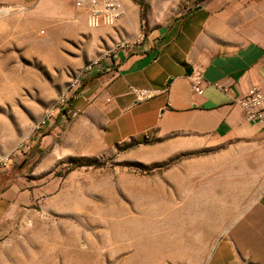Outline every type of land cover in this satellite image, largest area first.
I'll use <instances>...</instances> for the list:
<instances>
[{"label":"rangeland","instance_id":"374dc122","mask_svg":"<svg viewBox=\"0 0 264 264\" xmlns=\"http://www.w3.org/2000/svg\"><path fill=\"white\" fill-rule=\"evenodd\" d=\"M131 1L136 19L124 4L91 30L78 10L71 22L42 0H0V264H206L228 228L216 148L153 159L160 140L90 151L68 138L69 83L150 30L146 0Z\"/></svg>","mask_w":264,"mask_h":264},{"label":"crops","instance_id":"0c3cea01","mask_svg":"<svg viewBox=\"0 0 264 264\" xmlns=\"http://www.w3.org/2000/svg\"><path fill=\"white\" fill-rule=\"evenodd\" d=\"M122 1L136 19L137 7ZM146 2L149 32L85 80L63 117L72 118L68 138L90 151L99 142L111 149L160 140L153 159L216 148L219 199L232 190L236 202L206 264H264V129L234 103L264 86V0ZM42 10L71 22L81 11L88 27L75 0H42ZM195 69L204 74L202 95L192 90ZM132 87L165 93L136 103Z\"/></svg>","mask_w":264,"mask_h":264},{"label":"built area","instance_id":"2783aa9c","mask_svg":"<svg viewBox=\"0 0 264 264\" xmlns=\"http://www.w3.org/2000/svg\"><path fill=\"white\" fill-rule=\"evenodd\" d=\"M75 6L78 9L87 11L88 27L93 30L112 27L127 16V10L120 0H75ZM145 37L146 33L144 32L142 38ZM126 46L128 45L120 44L117 46L116 51L112 53L110 57L114 63H119L117 53ZM104 69L103 59H98L88 64L77 78L66 87L58 101V109L70 105L72 98L78 94L85 80L91 78L95 73H102ZM204 83L203 71L195 69L191 76V86L196 95L203 94ZM216 86L218 87V85ZM220 90L225 93L229 92L225 88H220ZM131 93L135 97L136 103H145L164 94L165 91L132 87ZM234 103L243 109L247 121L264 129V86L253 87L248 94L235 98Z\"/></svg>","mask_w":264,"mask_h":264},{"label":"bare ground","instance_id":"6f19581e","mask_svg":"<svg viewBox=\"0 0 264 264\" xmlns=\"http://www.w3.org/2000/svg\"><path fill=\"white\" fill-rule=\"evenodd\" d=\"M140 234H142L143 236H145L146 235V233H145V231L144 230H140V231H138V235H140ZM116 238H121V237H119L118 235L116 236ZM142 239V237H140V239H138V240H141ZM144 240V239H143Z\"/></svg>","mask_w":264,"mask_h":264}]
</instances>
